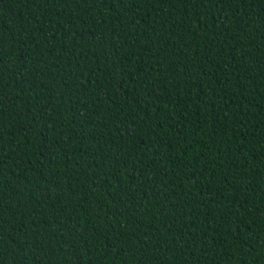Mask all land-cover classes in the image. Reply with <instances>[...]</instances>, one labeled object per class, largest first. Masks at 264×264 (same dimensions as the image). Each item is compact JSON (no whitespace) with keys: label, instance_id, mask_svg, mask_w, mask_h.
<instances>
[{"label":"trees","instance_id":"16d2710c","mask_svg":"<svg viewBox=\"0 0 264 264\" xmlns=\"http://www.w3.org/2000/svg\"><path fill=\"white\" fill-rule=\"evenodd\" d=\"M0 264H264V0H0Z\"/></svg>","mask_w":264,"mask_h":264}]
</instances>
